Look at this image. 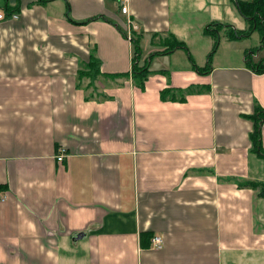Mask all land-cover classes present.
<instances>
[{"label":"crops","instance_id":"obj_1","mask_svg":"<svg viewBox=\"0 0 264 264\" xmlns=\"http://www.w3.org/2000/svg\"><path fill=\"white\" fill-rule=\"evenodd\" d=\"M7 6L19 18L0 22V264H264V71L247 63L264 47L258 30L232 37L251 27L237 0Z\"/></svg>","mask_w":264,"mask_h":264},{"label":"trees","instance_id":"obj_2","mask_svg":"<svg viewBox=\"0 0 264 264\" xmlns=\"http://www.w3.org/2000/svg\"><path fill=\"white\" fill-rule=\"evenodd\" d=\"M237 5L239 8V11L249 20V23L251 25L249 31H239V30H233V36L232 37H238L242 34H248L250 33L252 30H258L259 33L261 34V41H262V46L264 47V0H237ZM17 9V8H16ZM16 9L13 10V8L11 6H7L5 8V11L8 13H12L14 12ZM219 26H223L219 23L214 24V25H209L207 27V32L212 33L214 35H216L217 33V29H219ZM135 43V61L137 59V62H135V64L133 65V74L135 77H138V79H140L141 81L143 79H146L148 74H149V69L148 66L146 65L145 67H140L138 64V58L140 55V47L138 44V39L137 37L134 38ZM176 44L174 47H176L177 45L185 47L186 45L184 42L181 41H175ZM218 47V43L215 44L212 52L209 55L208 60L210 61L211 56L213 54V52L217 49ZM251 51L248 52L246 54V58H250L251 55ZM251 59H247V63L257 72H263L264 71V63L263 60H261L259 63L254 64L251 63ZM99 63L96 60H93L90 63V67L89 69H94L95 72L94 73H98L100 72V68L98 67ZM196 66V65H195ZM146 72V73H145ZM91 74V73H89ZM116 75V74H115ZM253 119L255 121V128L254 131L252 133V139L255 145L259 146V150H262V146H261V128H262V124L264 123V108H260L258 109V111L253 115Z\"/></svg>","mask_w":264,"mask_h":264},{"label":"built area","instance_id":"obj_3","mask_svg":"<svg viewBox=\"0 0 264 264\" xmlns=\"http://www.w3.org/2000/svg\"><path fill=\"white\" fill-rule=\"evenodd\" d=\"M116 1L119 3L120 11L123 14H128L130 12V6H129L130 0H116ZM8 17H10L12 19H17V18H19V13L18 12L8 13L4 9L0 8V22L7 19ZM129 26L131 27L132 32H134V30L138 29V25L133 19H130ZM132 32H131V35L129 34V39H131L133 36ZM65 156H66V149L61 148L58 155H57V159L59 161H63ZM163 245H164V239L162 236L154 235L152 237V246L153 247L162 248Z\"/></svg>","mask_w":264,"mask_h":264},{"label":"rangeland","instance_id":"obj_4","mask_svg":"<svg viewBox=\"0 0 264 264\" xmlns=\"http://www.w3.org/2000/svg\"><path fill=\"white\" fill-rule=\"evenodd\" d=\"M249 31V30H248ZM227 32V30H226ZM247 32V31H246ZM223 34V33H222ZM221 38V37H220ZM247 40H245V46H249L248 47V50L249 51H254V52H257L259 51L261 48V41H260V37L258 35L257 32H255L253 35H250L248 37H245ZM176 44V42L174 41V39L172 38H167L166 40V45L168 46V48H172L174 47ZM254 58V57H253ZM140 67H145L146 66V63L144 64H139ZM95 70L94 69H89L88 72H85V74H89V73H94ZM146 73V72H145Z\"/></svg>","mask_w":264,"mask_h":264}]
</instances>
